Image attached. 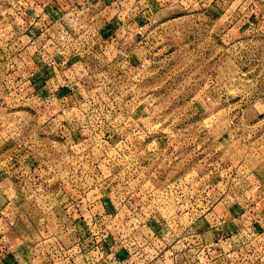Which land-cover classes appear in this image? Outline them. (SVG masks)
Instances as JSON below:
<instances>
[{"label": "rangeland", "instance_id": "obj_1", "mask_svg": "<svg viewBox=\"0 0 264 264\" xmlns=\"http://www.w3.org/2000/svg\"><path fill=\"white\" fill-rule=\"evenodd\" d=\"M133 4L0 0V264H264V13Z\"/></svg>", "mask_w": 264, "mask_h": 264}, {"label": "crops", "instance_id": "obj_2", "mask_svg": "<svg viewBox=\"0 0 264 264\" xmlns=\"http://www.w3.org/2000/svg\"><path fill=\"white\" fill-rule=\"evenodd\" d=\"M181 1H183V0H181ZM133 2H134V4H133L131 10L127 14L131 17V21L133 22L131 24L132 28H134L135 32H137L138 30L142 29L143 27L150 25V23H152L154 21L153 19H155L156 16L158 15L159 8L164 6V3L170 2V0H133ZM237 2H238V4L236 5V8L233 10L231 9V12L227 15V19L229 18L228 23H231V25L234 23L233 26H235L239 22V19H240V21L243 20L244 19L243 16H246L247 14H249V19L252 20L253 19L252 15H253V13H255V11L258 10V12L264 13V0H196L197 4L202 3V6H206L208 8L205 10V13L213 19H221L222 17H224L226 15L227 11L230 8H232V6ZM141 4H144L143 7H141ZM136 8H139V11H136ZM242 11H243V16L241 13ZM47 14L50 15V18L52 20H56V19L60 18L57 10L54 11V9L49 11ZM42 19H43V16H40L37 21H41ZM127 28L130 29L129 27H127ZM44 79H45V77L43 78L41 74H36L31 79V81H35V83L37 84L40 81H44ZM3 145H4L3 149H4L5 155H2L4 166H3V168L0 169V178L2 175H4L5 178L7 175L9 177L12 175L13 171L15 170V169L13 170V168H12V165H13L12 161H20L23 164L22 161H24V163H27L30 160V158H27V156L25 157V159L21 160L16 155H12L13 154V153L11 154L12 143H4ZM9 149H10V152L7 153V151ZM0 156H1V154H0ZM28 170H29V172H27V173H24V172L20 173V176H23L24 174H25V176H27L28 174H30V172L32 175L34 170L33 171H31L30 169H28ZM1 194L5 195V191L1 190V188H0V198H1ZM229 210L230 209L228 208L227 212L229 214H231V212ZM222 215L225 216L226 213H224ZM222 215H215V219L218 222L215 223L214 225L209 226L208 229H211L209 231V233H213L214 231H217L224 226H225V230L228 228L231 229L230 224L224 225V224H226L225 220H222L219 222V220L222 218L221 217ZM219 225H222V227H219ZM204 235H202V236H204ZM211 236H212L211 238L213 240V245L217 246L218 244H215V241L219 242L220 237L218 236V234H211ZM226 236H228V235H226ZM188 252H191V251H188ZM194 252H198V249ZM85 253H86V250H85ZM215 253H216V251H213V250L211 251V253H210L211 259H213L217 255L218 256L221 255V253H217V255H215ZM225 253L226 252H224V254ZM85 255H86V257L89 256L88 253ZM185 255H186V253H183L182 256L184 257ZM106 257L109 259V262H107L105 260V261H102L100 264H129V263H131L130 259L129 260H123V258L125 257L123 253L120 254L118 257H116V255H115V257H113L114 260H111V258H112L111 256H110L111 258H109L108 255H106ZM177 257L178 256H175L174 258L177 259ZM199 257L200 256H197V260H199ZM145 258H147V257H145ZM154 258L155 257H152L150 259L153 260ZM172 259L173 258H171V261H172ZM88 261H87V263L85 262L84 264H95L97 262L96 260H93V259H91L90 262H88ZM142 262H143V260H142ZM154 263L156 264V262H154ZM199 263H200V261L198 262V264ZM133 264H139V262L135 261Z\"/></svg>", "mask_w": 264, "mask_h": 264}, {"label": "built area", "instance_id": "obj_3", "mask_svg": "<svg viewBox=\"0 0 264 264\" xmlns=\"http://www.w3.org/2000/svg\"><path fill=\"white\" fill-rule=\"evenodd\" d=\"M104 205V204H103ZM100 214V213H99ZM98 214V215H99ZM84 221V220H83ZM103 224V223H102ZM85 225H87L89 227V224L88 223H85ZM97 230V229H96ZM99 231H100V234H99ZM90 233V236L92 237V240H93V244L95 245L94 247H92L89 251L88 254H95V255H99L100 258L103 257L104 254V249L102 247V244L104 242L107 241V239L110 238V234L108 232H106L105 229L103 230H97V231H89ZM93 256V255H92Z\"/></svg>", "mask_w": 264, "mask_h": 264}]
</instances>
